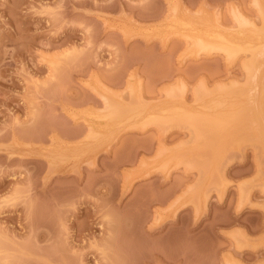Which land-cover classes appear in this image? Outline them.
<instances>
[{
    "label": "rangeland",
    "instance_id": "rangeland-1",
    "mask_svg": "<svg viewBox=\"0 0 264 264\" xmlns=\"http://www.w3.org/2000/svg\"><path fill=\"white\" fill-rule=\"evenodd\" d=\"M0 264H264V0H0Z\"/></svg>",
    "mask_w": 264,
    "mask_h": 264
},
{
    "label": "bare ground",
    "instance_id": "bare-ground-1",
    "mask_svg": "<svg viewBox=\"0 0 264 264\" xmlns=\"http://www.w3.org/2000/svg\"><path fill=\"white\" fill-rule=\"evenodd\" d=\"M173 10L171 11V13L170 14H174L175 12H176V9H174V8H172ZM169 11H170V9H169ZM240 14V13H239ZM232 15H234V14H232ZM241 15V14H240ZM240 15H236V17H235V21L239 24V28H241V33H242V31H243V33H245L246 32V29L249 27V26H251L250 24H252V23H248L247 22V20H246V18L244 19L243 17H241ZM169 16V15H168ZM169 18V17H168ZM167 19V18H166ZM170 20V19H169ZM234 20V19H233ZM234 22V21H233ZM237 23H235V24H237ZM237 24V25H238ZM254 26V25H253ZM236 29H237V27H235ZM238 28V29H239ZM251 28H252V26H251ZM255 28V27H254ZM240 30V29H239ZM250 30V29H249ZM193 31V29H188V31H187V34H189V33H193L192 32ZM256 31V30H255ZM251 32V31H250ZM196 33V32H195ZM198 33L199 34H204L205 33V31H203V30H199L198 31ZM260 33V32H259ZM257 34V33H256ZM210 35V34H209ZM223 37V36H222ZM219 39V38H218ZM201 41H202V39H201ZM225 41V40H224ZM203 42V41H202ZM244 42V41H243ZM221 43V42H220ZM203 43H201V45H202ZM227 44V43H226ZM229 44V43H228ZM205 45V44H204ZM203 45V46H204ZM252 45V44H251ZM198 46V45H197ZM206 46V45H205ZM204 46V47H205ZM221 46V45H220ZM225 46V45H224ZM236 46V45H235ZM253 46V45H252ZM249 47H250V45H249ZM253 47H255V46H253ZM260 47V46H259ZM259 47H257L256 46V48H259ZM202 48V47H201ZM220 48V47H219ZM248 48V47H247ZM252 48V47H251ZM255 48V49H256ZM203 49V48H202ZM230 49V48H229ZM237 49V48H236ZM236 49H235V51H236ZM261 49V48H260ZM259 49V50H260ZM222 50H223V47H222ZM232 50H233V47H232ZM250 50V49H249ZM224 51V50H223ZM252 51V50H251ZM255 51V50H254ZM259 52H261V51H259ZM256 54L258 53V51L257 52H255ZM256 54H254V55H256ZM260 53H258V55H259ZM261 54H263V53H261ZM200 101V100H199ZM213 102V101H212ZM211 102V103H212ZM106 109L105 110H103L104 112L106 111L107 112V114L105 113V115H106V117L108 116V115H111V116H113V118L112 119H114L115 118V116L117 117H122L123 118V115H124V113L122 114V112H124L123 110L122 111H120L121 109H117V108H114V106L110 103V102H106ZM203 109H204V107H202ZM135 109V108H134ZM133 109V110H134ZM137 109V108H136ZM132 111V110H131ZM135 111H137V110H134V112ZM128 112H130V110L128 111ZM133 112V111H132ZM131 112V113H132ZM199 112V111H198ZM128 114V113H127ZM125 115H126V113H125ZM124 115V116H125ZM111 116H108V117H111ZM132 116V115H131ZM224 115H222V117H223ZM107 119V118H106ZM131 119H134V116L131 118ZM129 120H130V118H129Z\"/></svg>",
    "mask_w": 264,
    "mask_h": 264
}]
</instances>
